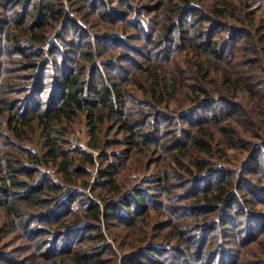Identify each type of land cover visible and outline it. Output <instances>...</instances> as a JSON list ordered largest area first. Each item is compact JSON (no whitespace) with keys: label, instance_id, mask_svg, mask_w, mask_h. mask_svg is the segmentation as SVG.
<instances>
[{"label":"trees","instance_id":"1","mask_svg":"<svg viewBox=\"0 0 264 264\" xmlns=\"http://www.w3.org/2000/svg\"><path fill=\"white\" fill-rule=\"evenodd\" d=\"M0 264H264V0H0Z\"/></svg>","mask_w":264,"mask_h":264},{"label":"rangeland","instance_id":"2","mask_svg":"<svg viewBox=\"0 0 264 264\" xmlns=\"http://www.w3.org/2000/svg\"><path fill=\"white\" fill-rule=\"evenodd\" d=\"M75 129H76L75 133L70 135V137H69L71 149L81 148L82 150H85L88 153H94L95 155H98L97 152H93L90 149H88L90 137L87 133L85 123L84 122L79 123ZM98 163H101V162L99 161ZM98 163L94 168H92L90 170V172H91L90 182L91 183H94L97 181V173H98L97 169L99 167ZM137 164H138L137 168H138L139 172L130 171V172L126 173V177L129 179L130 185H135L136 183L140 182L143 179H150V176H151L150 174L140 172L143 169V161L141 159H138ZM42 172L49 174L50 177L53 178V180H55L56 182L58 181V176L54 170H51V169L48 170V169L44 168V169H42ZM152 172L155 173V171H152ZM86 191L88 193V190H86ZM86 191H84V192H86ZM109 241L112 242V240H109ZM119 247H120L119 243L116 246H114V250H115V252H117L118 257L122 251ZM117 260H118V258H117Z\"/></svg>","mask_w":264,"mask_h":264}]
</instances>
